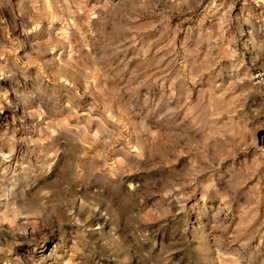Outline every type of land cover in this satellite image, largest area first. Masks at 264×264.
I'll return each instance as SVG.
<instances>
[{
    "label": "clouds",
    "instance_id": "clouds-1",
    "mask_svg": "<svg viewBox=\"0 0 264 264\" xmlns=\"http://www.w3.org/2000/svg\"><path fill=\"white\" fill-rule=\"evenodd\" d=\"M0 264H264V0H0Z\"/></svg>",
    "mask_w": 264,
    "mask_h": 264
}]
</instances>
